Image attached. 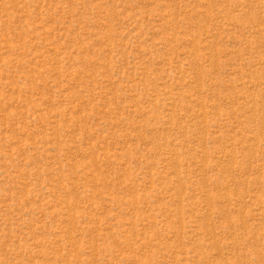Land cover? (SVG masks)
Listing matches in <instances>:
<instances>
[{
	"label": "rangeland",
	"instance_id": "374dc122",
	"mask_svg": "<svg viewBox=\"0 0 264 264\" xmlns=\"http://www.w3.org/2000/svg\"><path fill=\"white\" fill-rule=\"evenodd\" d=\"M0 264H264V0H0Z\"/></svg>",
	"mask_w": 264,
	"mask_h": 264
}]
</instances>
